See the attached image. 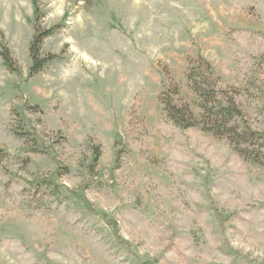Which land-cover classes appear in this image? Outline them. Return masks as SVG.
Returning <instances> with one entry per match:
<instances>
[{
  "label": "rangeland",
  "instance_id": "rangeland-1",
  "mask_svg": "<svg viewBox=\"0 0 264 264\" xmlns=\"http://www.w3.org/2000/svg\"><path fill=\"white\" fill-rule=\"evenodd\" d=\"M36 1L31 78L33 0H0V264H264V166L159 99L200 116L203 56L264 133V0Z\"/></svg>",
  "mask_w": 264,
  "mask_h": 264
},
{
  "label": "trees",
  "instance_id": "trees-1",
  "mask_svg": "<svg viewBox=\"0 0 264 264\" xmlns=\"http://www.w3.org/2000/svg\"><path fill=\"white\" fill-rule=\"evenodd\" d=\"M33 3L37 21L35 35L30 44L32 64L29 77L31 78L40 74L49 62L57 58L56 55L45 56L41 50L45 40L53 36L59 28L58 26L50 29L42 28L38 16V3L36 0H33ZM0 56L8 71L19 72L10 49L2 44H0ZM186 78L190 89L198 98L201 114L196 116L191 105L182 99L179 85L171 82L164 87L159 97L167 119L178 128H199L218 139L227 140L245 159L264 166V133L254 130L246 121L237 102L239 91L230 88L231 92H229L220 87V78L211 63L203 56L189 61ZM28 134L23 132L19 136L26 138Z\"/></svg>",
  "mask_w": 264,
  "mask_h": 264
}]
</instances>
